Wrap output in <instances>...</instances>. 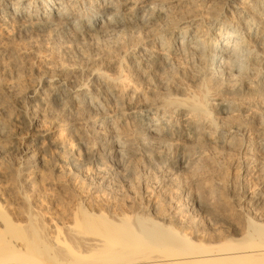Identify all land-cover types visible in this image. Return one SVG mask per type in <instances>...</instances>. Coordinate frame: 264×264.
I'll list each match as a JSON object with an SVG mask.
<instances>
[{"label": "bare ground", "instance_id": "obj_1", "mask_svg": "<svg viewBox=\"0 0 264 264\" xmlns=\"http://www.w3.org/2000/svg\"><path fill=\"white\" fill-rule=\"evenodd\" d=\"M0 264H264V0H0Z\"/></svg>", "mask_w": 264, "mask_h": 264}]
</instances>
